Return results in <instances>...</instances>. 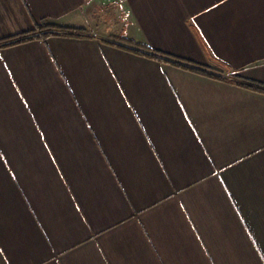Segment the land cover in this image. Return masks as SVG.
<instances>
[{
	"label": "crops",
	"instance_id": "0c3cea01",
	"mask_svg": "<svg viewBox=\"0 0 264 264\" xmlns=\"http://www.w3.org/2000/svg\"><path fill=\"white\" fill-rule=\"evenodd\" d=\"M121 37L264 82V0H0V264H264V93Z\"/></svg>",
	"mask_w": 264,
	"mask_h": 264
},
{
	"label": "trees",
	"instance_id": "16d2710c",
	"mask_svg": "<svg viewBox=\"0 0 264 264\" xmlns=\"http://www.w3.org/2000/svg\"><path fill=\"white\" fill-rule=\"evenodd\" d=\"M31 33H34L33 36L25 37L23 40H28L29 38L34 37H40V38H47L50 35H64V36H70V37H89L92 36V32L85 28V27H78V26H70V25H62L57 22H54L52 19L45 17L42 18L40 21L35 20V27L33 30H31ZM37 33V34H36ZM121 39L131 43L133 46H127L124 44L116 43L113 41V44L129 49L135 53H139L142 55H146L152 58H156L162 61L170 62L174 65L181 66L190 70H193L198 73L207 74L211 76H215L217 78L221 79H227L232 80L236 82L239 85L245 86L247 88H251L260 92L264 93V82L261 81H255V80H239V79H229L227 77H224L219 74H215L213 72L208 71L203 66H197L194 64H189L186 62V60L182 57L175 56L173 54H169L167 52H164L162 50H158L153 48L150 44L145 42L136 41L134 39L128 38V37H121ZM109 41V40H108Z\"/></svg>",
	"mask_w": 264,
	"mask_h": 264
}]
</instances>
